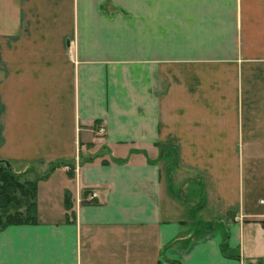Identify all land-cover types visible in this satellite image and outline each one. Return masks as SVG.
I'll return each instance as SVG.
<instances>
[{
  "label": "crops",
  "instance_id": "1",
  "mask_svg": "<svg viewBox=\"0 0 264 264\" xmlns=\"http://www.w3.org/2000/svg\"><path fill=\"white\" fill-rule=\"evenodd\" d=\"M177 1L0 0V264H264V0Z\"/></svg>",
  "mask_w": 264,
  "mask_h": 264
},
{
  "label": "trees",
  "instance_id": "2",
  "mask_svg": "<svg viewBox=\"0 0 264 264\" xmlns=\"http://www.w3.org/2000/svg\"><path fill=\"white\" fill-rule=\"evenodd\" d=\"M20 173L0 162V227L35 221L36 181H20Z\"/></svg>",
  "mask_w": 264,
  "mask_h": 264
},
{
  "label": "rangeland",
  "instance_id": "3",
  "mask_svg": "<svg viewBox=\"0 0 264 264\" xmlns=\"http://www.w3.org/2000/svg\"><path fill=\"white\" fill-rule=\"evenodd\" d=\"M147 3V2H146ZM134 4V3H133ZM155 4V2L153 3V5ZM184 2L183 1H177V0H160L159 5H160V32H164L165 28H166V24H167V9H173V7L177 6L179 7V9H182L181 7L183 6ZM129 6H132L129 4ZM131 10H133V7H129L128 9V22L129 24L133 23L136 20V18L131 17ZM132 24V25H133ZM13 170L19 172L21 175L19 177L20 181H24V180H34L37 175L42 172V169L40 166H30V165H25V167L23 169L19 168V167H15L12 165ZM261 198L264 199L263 196H261Z\"/></svg>",
  "mask_w": 264,
  "mask_h": 264
},
{
  "label": "water",
  "instance_id": "4",
  "mask_svg": "<svg viewBox=\"0 0 264 264\" xmlns=\"http://www.w3.org/2000/svg\"><path fill=\"white\" fill-rule=\"evenodd\" d=\"M0 162H2L9 170H12V165L9 161L0 159Z\"/></svg>",
  "mask_w": 264,
  "mask_h": 264
}]
</instances>
